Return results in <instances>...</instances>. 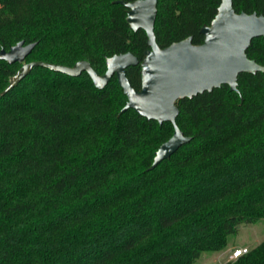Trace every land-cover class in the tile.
<instances>
[{
  "label": "trees",
  "instance_id": "trees-1",
  "mask_svg": "<svg viewBox=\"0 0 264 264\" xmlns=\"http://www.w3.org/2000/svg\"><path fill=\"white\" fill-rule=\"evenodd\" d=\"M114 1L0 0V49L34 42L24 62L85 60L98 74L113 54L140 60L144 31ZM219 2L156 0V44L201 43ZM231 3L264 16V0ZM245 54L263 65L264 35ZM20 65L0 59V264H194L264 219V72L178 99L190 141L148 171L172 127L119 114L114 75L97 89L84 71L33 66L2 93ZM138 69L125 68L136 90ZM245 254L224 264H264V240Z\"/></svg>",
  "mask_w": 264,
  "mask_h": 264
},
{
  "label": "water",
  "instance_id": "water-1",
  "mask_svg": "<svg viewBox=\"0 0 264 264\" xmlns=\"http://www.w3.org/2000/svg\"><path fill=\"white\" fill-rule=\"evenodd\" d=\"M114 2L125 8L124 19L131 30L144 31L147 48L143 50L140 60L130 52L113 54L104 58L105 70L102 74L96 73L85 60L75 61L71 66L44 61L24 62L35 43L23 44L20 40L7 50L0 49V59L9 64L21 63L15 74L8 78V85L2 93L14 86L33 66L69 76H77L84 71L97 89H102L114 75L126 98L119 114L131 109L146 120L158 124L168 122L172 127L170 137L154 152L147 169L151 171L190 141L175 124L178 115L175 103L178 99L209 92L221 84L237 91L236 78L239 73L264 72V64L256 63L245 54L250 40L264 35V16L255 12H235L231 0H220L209 23L202 24L198 29L202 35L201 43L193 44L191 37L187 36L159 47L153 33L156 0ZM135 65L139 67L138 90L130 85L125 75V68Z\"/></svg>",
  "mask_w": 264,
  "mask_h": 264
},
{
  "label": "rangeland",
  "instance_id": "rangeland-1",
  "mask_svg": "<svg viewBox=\"0 0 264 264\" xmlns=\"http://www.w3.org/2000/svg\"><path fill=\"white\" fill-rule=\"evenodd\" d=\"M264 240V219L252 224H241L236 227L233 235L226 239V247L217 253L203 252L195 260L194 264H224L229 259L233 249H245L248 254L253 248ZM245 254V255H246Z\"/></svg>",
  "mask_w": 264,
  "mask_h": 264
},
{
  "label": "built area",
  "instance_id": "built-area-1",
  "mask_svg": "<svg viewBox=\"0 0 264 264\" xmlns=\"http://www.w3.org/2000/svg\"><path fill=\"white\" fill-rule=\"evenodd\" d=\"M237 253H239V255H237ZM245 253H246V250L245 249H240V248L233 249L230 252L229 259L235 260L236 258H238L239 256H241V255H243Z\"/></svg>",
  "mask_w": 264,
  "mask_h": 264
},
{
  "label": "snow or ice",
  "instance_id": "snow-or-ice-1",
  "mask_svg": "<svg viewBox=\"0 0 264 264\" xmlns=\"http://www.w3.org/2000/svg\"><path fill=\"white\" fill-rule=\"evenodd\" d=\"M237 255H239V253H237Z\"/></svg>",
  "mask_w": 264,
  "mask_h": 264
}]
</instances>
